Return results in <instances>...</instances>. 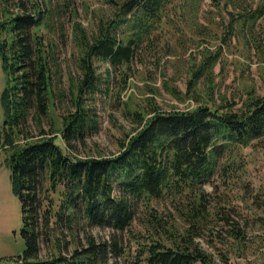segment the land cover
Returning a JSON list of instances; mask_svg holds the SVG:
<instances>
[{
	"label": "trees",
	"instance_id": "16d2710c",
	"mask_svg": "<svg viewBox=\"0 0 264 264\" xmlns=\"http://www.w3.org/2000/svg\"><path fill=\"white\" fill-rule=\"evenodd\" d=\"M75 1L0 0L6 75L0 150L8 152L26 243L24 255L8 264H109L120 251L119 234L132 233L141 210L150 243L143 244L142 235L134 239L147 264H230L229 255L218 262L197 240L210 207L205 186L217 174L226 183L238 180L242 149L264 139V94L246 86L239 107L226 96L216 98L219 53L206 50L188 82L197 106L164 111L148 97L144 106L127 108L136 127L119 152L93 155L87 141L100 129L99 101L111 97L112 79L111 72H98L97 61L118 69L139 53L155 56L149 35L172 0H102L112 16L87 11V17L95 14L88 28L74 20ZM262 16L264 6L236 20L245 31ZM202 78L208 92L199 102ZM169 91L183 99L176 87ZM182 200L189 209L181 208ZM166 201L178 210L171 223L153 205ZM217 214L227 223L222 209ZM94 228L109 229L113 237L100 240ZM228 234L232 248L245 253V232L234 224Z\"/></svg>",
	"mask_w": 264,
	"mask_h": 264
},
{
	"label": "rangeland",
	"instance_id": "374dc122",
	"mask_svg": "<svg viewBox=\"0 0 264 264\" xmlns=\"http://www.w3.org/2000/svg\"><path fill=\"white\" fill-rule=\"evenodd\" d=\"M262 6L264 0H172L161 17L155 20V28L151 27L149 42L153 39L157 46L155 56L149 54L144 57L139 53L129 66L118 69L98 60L97 68L101 75L108 76L111 72V97L99 101L100 129L87 141L90 152L110 157L117 154L120 141L136 127L127 108L135 110L139 105L144 106L148 97H154L164 111L187 110L197 106L198 102L188 92V82L191 66L202 60V53L206 50L214 55L219 53L214 68L216 98L226 96L239 107L246 98V86L254 87L258 94L263 95L264 16L259 17L253 26L252 22H248L245 31L241 30L243 21L236 20L241 12L253 13ZM99 9L108 18L112 16V11L102 0H76L72 6L76 13L74 20L88 28L95 14L87 17V11L91 13ZM231 23L235 29L228 33ZM71 52L72 48H69L68 58ZM122 76L127 77V83ZM5 84L6 75L0 57V128L4 123L1 95ZM169 86L176 87L183 99L176 98L169 91ZM198 88L200 95L196 98L201 102L208 92L203 78ZM241 152L244 167L238 173V180L226 183L217 174L205 186L210 207L202 236L197 240L217 260L225 254L229 255L230 264H264V139ZM7 157L8 152L5 148L1 149L0 264L12 263L11 260L23 256L26 249L21 235V203L13 192ZM184 204L187 205V202L182 200L181 208ZM153 205L165 215L166 220H170L168 223L178 219L175 204L166 201L162 204L153 202ZM217 208L227 214H224L227 223L218 219ZM187 209L189 207L183 210ZM144 215L141 210L132 233L119 234L120 251L118 256L110 255L109 264H147L145 256L139 254L140 246L134 239L142 235V243H150ZM180 223L184 225L185 222L180 220ZM230 223L231 226H239L246 234L247 250L241 255L232 248L228 234ZM93 233L100 240L113 237L109 229L94 228ZM221 236L229 239L227 245L218 241Z\"/></svg>",
	"mask_w": 264,
	"mask_h": 264
}]
</instances>
